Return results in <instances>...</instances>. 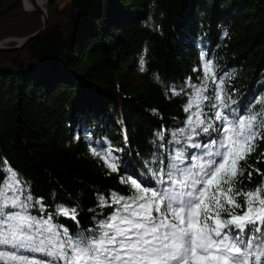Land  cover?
<instances>
[{"label":"trees","instance_id":"trees-1","mask_svg":"<svg viewBox=\"0 0 264 264\" xmlns=\"http://www.w3.org/2000/svg\"><path fill=\"white\" fill-rule=\"evenodd\" d=\"M47 11L45 30L15 50L12 40L38 34L43 19L24 0H0V47L8 48L0 51V182L11 167L34 205L42 198L53 214L76 207L78 225L54 217L71 233L93 229L118 207H99L100 195L131 194L121 177L155 186L150 169L178 147L172 134L191 114L184 107L189 85L202 84V53L232 108L260 107L264 0H48ZM214 89L209 81L204 94ZM202 107L212 115L207 101ZM92 148L111 149L120 170L111 172ZM261 152L264 142L247 163L264 173ZM260 179L241 177L248 187ZM39 207L29 211L39 217Z\"/></svg>","mask_w":264,"mask_h":264},{"label":"snow or ice","instance_id":"snow-or-ice-1","mask_svg":"<svg viewBox=\"0 0 264 264\" xmlns=\"http://www.w3.org/2000/svg\"><path fill=\"white\" fill-rule=\"evenodd\" d=\"M200 59L202 84L189 85L194 93L184 107L191 114L172 134L178 147L150 169L155 186L121 177L131 194L100 195L99 207H118L93 229L71 233L54 223L59 216L78 225L77 208L61 205L47 213L42 198L34 205L17 173L7 169L0 182V264H264V173L247 163L264 142V97L255 100L256 110L232 108L214 62L203 53ZM209 81L215 89L205 95ZM111 151L91 149L116 173ZM246 172L249 182L253 172L260 181L248 187L241 180ZM36 205L39 217L29 211Z\"/></svg>","mask_w":264,"mask_h":264},{"label":"water","instance_id":"water-1","mask_svg":"<svg viewBox=\"0 0 264 264\" xmlns=\"http://www.w3.org/2000/svg\"><path fill=\"white\" fill-rule=\"evenodd\" d=\"M32 1H33V4H34V8L32 9V11H28V12H35V13L40 14V16L43 19V27H42L41 31L38 34H36L34 36H31L29 38H25V39H13L12 41H17L18 42V45L14 48L15 50L21 49L28 42H30L33 39H35L36 37H38L45 30V28H46V24H47V21H48V11H47V9L45 11H43L41 9H38L36 7V5H35L36 0H32ZM7 49L8 48H6V47H0V51L7 50Z\"/></svg>","mask_w":264,"mask_h":264},{"label":"bare ground","instance_id":"bare-ground-1","mask_svg":"<svg viewBox=\"0 0 264 264\" xmlns=\"http://www.w3.org/2000/svg\"><path fill=\"white\" fill-rule=\"evenodd\" d=\"M47 4H48V0H36V3H35L36 7L43 11L47 9ZM24 6H25L26 11H32V9L34 8L33 1L24 0Z\"/></svg>","mask_w":264,"mask_h":264},{"label":"rangeland","instance_id":"rangeland-1","mask_svg":"<svg viewBox=\"0 0 264 264\" xmlns=\"http://www.w3.org/2000/svg\"><path fill=\"white\" fill-rule=\"evenodd\" d=\"M32 1V0H31Z\"/></svg>","mask_w":264,"mask_h":264}]
</instances>
